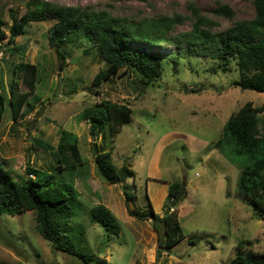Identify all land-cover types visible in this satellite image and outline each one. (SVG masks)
Masks as SVG:
<instances>
[{"label": "rangeland", "instance_id": "1", "mask_svg": "<svg viewBox=\"0 0 264 264\" xmlns=\"http://www.w3.org/2000/svg\"><path fill=\"white\" fill-rule=\"evenodd\" d=\"M45 1L105 9L112 15L134 21L160 16L184 17L182 23L175 24L169 31L171 37L191 31L192 8L216 22L217 26L211 31L214 35L222 34L233 22L253 17L252 0ZM217 4L232 8L235 11L233 18L214 15L212 10ZM9 11L22 15L24 2L0 0L5 31L10 25ZM52 24L51 20L29 23L23 35L15 39V44L22 47L18 53L8 56L5 45L0 46V101L3 103L0 161H6V167L20 177L27 163L50 176L48 167L53 164V158L42 142L55 147L60 129L74 134L81 157L87 163L73 179L83 206V210L79 206L75 208L79 217L75 220L76 230L82 234V244L108 264H230L240 240H249L253 251L264 252V222L254 217L253 209L237 191L241 158H228L214 147L229 116L245 103L262 108L261 115L264 116V93L240 90L233 84L238 79L234 64L231 71L222 73L216 69V61L209 54L195 49L183 52L185 44L161 48L163 55L168 57L177 51L179 54L169 64H163L161 77L143 92H139L140 84L133 73L94 87V76L105 69L97 49L82 36L74 38L67 44V56L61 64L48 45L47 30ZM20 58L38 68V81L30 96L35 109L13 121L8 84L14 77L13 64ZM19 90L25 92L27 89L20 84ZM103 100L127 104L132 109L130 121L122 126L113 141L109 137L101 141V133L94 141L88 133L89 122L83 119L85 109ZM39 110L41 114L34 119ZM101 110L94 108L91 112ZM31 121L33 125L28 129ZM170 130L189 136L188 139L181 137L165 148L160 160L164 178H173L181 185L184 183V189H187L188 194L175 206L185 239L156 258V234L152 222L144 217L139 219L137 215L129 216L123 206L121 188L107 184L95 174L93 143L111 153V162L117 169L123 165L131 168L132 162L141 163L136 166L140 176L145 172L156 143ZM199 141H205L207 145L203 148L197 144ZM138 176L135 189L133 179L127 184V192L133 197L129 209L133 213H147L146 195L148 198L149 195L145 179ZM65 178L66 175L60 173L55 180ZM99 204L107 207L116 219L120 226L118 234H109L89 221L86 212ZM189 239L193 245L187 242ZM0 264L78 262L44 241L35 230L34 214L26 212L0 216Z\"/></svg>", "mask_w": 264, "mask_h": 264}, {"label": "trees", "instance_id": "2", "mask_svg": "<svg viewBox=\"0 0 264 264\" xmlns=\"http://www.w3.org/2000/svg\"><path fill=\"white\" fill-rule=\"evenodd\" d=\"M18 1L24 2L25 12L19 16L17 12L9 11L10 25L7 31L0 13V46L5 45L8 56L22 49L15 44V39L23 35L29 23L51 20L53 24L47 30L48 45L61 64L67 56L65 48L74 38L82 36L97 49L105 69L94 76V87L133 73L140 84L139 92H143L161 77L163 64H169L179 54L177 51L175 55L168 57L163 55L161 48L164 45L180 47L185 44L183 52L189 53L195 49L196 52L209 54L216 61V69L222 73L231 71L234 64L238 79L233 84L240 90L264 93V0H252L253 17L233 22L220 35L211 33L217 26L215 21L192 8L194 21L191 31L172 37L168 35L169 31L175 24L182 23L184 17L160 16L134 21L112 15L105 9L96 10L89 6L56 5L45 0ZM212 13L231 20L235 11L227 5L217 4ZM212 70L214 72L215 69ZM12 71L14 77L8 84L9 105L12 119L16 121L33 113L35 109L34 104L30 103V96L38 81V68L21 59L13 64ZM20 84L27 89L25 92L19 90ZM2 104L0 101V116L3 112ZM93 107L102 110L92 114ZM93 107L84 110L83 119L89 122L88 133L94 141L100 133L101 141L107 137L113 141L112 138L131 119L132 109L127 104L103 100ZM262 111V108H256L250 102L245 103L229 116L214 147L228 158H241L238 163V194L251 206L254 217L264 222ZM59 135L55 147L46 142L41 144L53 158V164L48 167V171L52 173L50 176L27 163L24 174L20 177L6 167V161H0V216L32 212L36 232L54 250L70 256L78 264H108L82 244V234L76 230L75 220L78 221L79 217L75 208L79 206L83 210V206L78 200L79 192L73 185V179L87 163L81 157L77 137L62 129L59 130ZM93 146L95 174L107 184L121 187L124 207L129 215H137L139 219L148 215L152 219V228L156 234V258L183 241L185 235L175 207L167 215H155L146 196L147 213H133L129 209V201L133 197L128 194L126 183L134 177L133 171L128 165L117 169L111 162L110 152L99 148L95 143ZM29 148L30 146L28 151ZM60 173H64L66 178L55 180ZM180 186L178 182L169 184L165 209ZM132 187L135 189L134 183ZM184 195L185 192L182 197ZM86 214L91 223L100 225L109 234L119 233V224L104 205L99 204ZM187 242L194 244L190 239ZM251 247L249 240L238 241L230 264H264V252L253 251Z\"/></svg>", "mask_w": 264, "mask_h": 264}, {"label": "crops", "instance_id": "3", "mask_svg": "<svg viewBox=\"0 0 264 264\" xmlns=\"http://www.w3.org/2000/svg\"><path fill=\"white\" fill-rule=\"evenodd\" d=\"M181 137H184L187 139L189 138V136H184L180 132L175 131V130H170V131L166 132L160 138L159 142L156 143L154 151L146 163L145 172L143 174H140V176H138V169H136V166L140 165L141 163L137 164L136 162H132V167L130 168L134 173V177L132 178L133 179L132 183L135 184V179L137 176L139 178L145 179V184H146V188H147L148 195H149L148 200L150 202L151 209H152L153 213L155 215H158V216H160L159 215L160 212L163 215L164 211L166 210L164 208V204H165V199L167 196L169 184L176 182L175 180H173V178H164V172L160 168L161 155H162V152L165 148L170 146L173 142L178 141L179 138H181ZM191 139H193V138H191ZM197 144L201 145L204 148L207 145V142L199 141V142H197ZM130 180L131 179L127 180L128 185L130 184L129 183ZM117 187L121 188L119 185H117ZM185 194L186 195L188 194L187 189L185 190ZM146 207H147V205H146ZM125 212H126V209H125ZM178 216H179V214H178ZM131 217H133V216H131ZM146 218L152 222L151 218H149V217H146Z\"/></svg>", "mask_w": 264, "mask_h": 264}, {"label": "water", "instance_id": "4", "mask_svg": "<svg viewBox=\"0 0 264 264\" xmlns=\"http://www.w3.org/2000/svg\"><path fill=\"white\" fill-rule=\"evenodd\" d=\"M41 114V110H39L35 116H34V119L38 118L39 115ZM33 125V121H31L29 124H28V129H30ZM28 140V139H27ZM185 188V184L183 183L180 188H179V191L178 193L176 194V196L170 201L168 207L166 208V210L164 211V215H167L174 207L175 205L178 203V201L180 200V198L182 197V195L184 194V189Z\"/></svg>", "mask_w": 264, "mask_h": 264}]
</instances>
